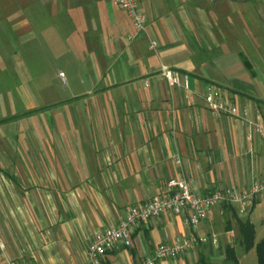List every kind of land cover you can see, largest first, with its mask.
<instances>
[{
	"label": "crops",
	"instance_id": "obj_1",
	"mask_svg": "<svg viewBox=\"0 0 264 264\" xmlns=\"http://www.w3.org/2000/svg\"><path fill=\"white\" fill-rule=\"evenodd\" d=\"M137 1L146 14L139 32L118 0L0 6L3 36L24 30L18 40L28 43L27 59L14 53L15 69L0 70L12 78L9 88L0 84V264H89L94 235L167 194L169 179L190 178L200 195L264 181V138L250 125L264 123V0ZM59 29L76 70L68 80L59 70L63 92L43 98L27 70L46 51L42 34ZM164 68L180 83H169ZM210 92L237 116L210 111ZM263 205L264 191L245 206L212 207L195 229L172 213L140 221L131 244L100 263H223L226 246L240 242V222L253 224L254 243L264 236ZM190 235L208 241L155 258L158 245Z\"/></svg>",
	"mask_w": 264,
	"mask_h": 264
},
{
	"label": "built area",
	"instance_id": "obj_2",
	"mask_svg": "<svg viewBox=\"0 0 264 264\" xmlns=\"http://www.w3.org/2000/svg\"><path fill=\"white\" fill-rule=\"evenodd\" d=\"M118 4L129 17L135 31L145 30L146 14L137 0H118ZM162 72L169 83H180L179 75L175 71L164 68ZM59 76L63 79L64 73H59ZM183 84L187 86L186 75L183 76ZM204 99L213 113L237 116L234 106L223 96L210 92L204 96ZM241 116H246V113L243 112ZM250 125L252 131L264 138V123L250 122ZM192 184V180L184 176L169 179L165 183L167 194L156 196L140 205L129 207L117 225L94 235L87 250L88 263L101 264L100 256L107 250L119 244L129 246L131 244L130 228L140 221H146L164 213H172L181 216L182 224L185 227L195 229L212 207L224 204L245 206L252 203L254 198L264 191V181H258L247 189L215 188L206 195H200L193 191ZM207 241V236L190 235L174 243H162L156 248L155 258L162 259L177 256L192 249L198 243H206ZM147 263L152 264V260L148 259ZM5 264L19 263L15 260H7Z\"/></svg>",
	"mask_w": 264,
	"mask_h": 264
},
{
	"label": "rangeland",
	"instance_id": "obj_3",
	"mask_svg": "<svg viewBox=\"0 0 264 264\" xmlns=\"http://www.w3.org/2000/svg\"><path fill=\"white\" fill-rule=\"evenodd\" d=\"M21 6L26 7L29 5V0H0V6H4L5 8H11L12 6ZM6 15V19H7ZM29 15H26V17ZM44 15H39V18L43 19ZM42 23H46L48 21L40 20ZM64 29H59L55 31H47L42 34L41 36V43L42 47L46 49L45 52L38 53L39 58L37 66L34 64L29 65L27 73L31 74L36 78L35 81H32L31 88L38 90V88H42L40 95L43 98H46L47 96H50L48 91L49 89H53L56 91V93L60 94L63 92V88L65 83L61 82L60 78L58 77V72L60 73L62 70L65 74H67L66 79L69 78V72L71 73L73 70H76V62L74 57L69 54L72 48V42L68 40L67 43V32ZM0 30V56L3 58V62H0V70L4 71H10L12 72L15 69V62H12V56L13 54L20 53L21 59L25 57L27 59L28 55V43H19L18 37L23 35L24 30H20L17 32H14L11 28L7 29L6 33L9 35V38H6L3 36ZM57 33L58 36L54 34ZM48 33V34H47ZM20 36H19V35ZM51 38V41L49 38ZM12 41H14L19 46L15 47L16 51H14V46L12 45ZM50 41V43H49ZM48 50V51H47ZM73 50V49H72ZM20 51V52H19ZM67 51H69L67 53ZM74 51V50H73ZM71 53H73L71 51ZM29 59V58H28ZM68 59L72 60L74 59L73 63L69 64ZM24 73V71H22ZM22 73V74H23ZM1 75V74H0ZM12 78H3L0 76V84L2 85V88L7 89L9 88V80ZM48 89V90H47ZM264 210V205L261 206ZM261 209V211H262ZM258 234V233H257ZM236 253L237 258L239 260V264H257L256 262V255L254 250H251L249 252H246V250L243 247V244L241 242L237 243L236 245ZM231 264V263H226Z\"/></svg>",
	"mask_w": 264,
	"mask_h": 264
},
{
	"label": "trees",
	"instance_id": "obj_4",
	"mask_svg": "<svg viewBox=\"0 0 264 264\" xmlns=\"http://www.w3.org/2000/svg\"><path fill=\"white\" fill-rule=\"evenodd\" d=\"M227 205V204H226ZM240 242L246 251L254 247L257 264H264V236L254 243V226L249 221L239 223ZM239 264L236 249L233 246H226L223 263H215L200 256L195 264Z\"/></svg>",
	"mask_w": 264,
	"mask_h": 264
}]
</instances>
